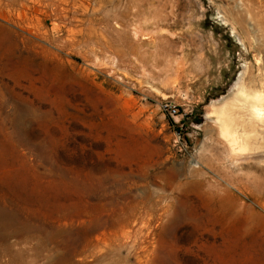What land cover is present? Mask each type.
<instances>
[{
  "label": "rangeland",
  "instance_id": "1",
  "mask_svg": "<svg viewBox=\"0 0 264 264\" xmlns=\"http://www.w3.org/2000/svg\"><path fill=\"white\" fill-rule=\"evenodd\" d=\"M239 85L264 0H0V264H264V149L214 112Z\"/></svg>",
  "mask_w": 264,
  "mask_h": 264
},
{
  "label": "bare ground",
  "instance_id": "2",
  "mask_svg": "<svg viewBox=\"0 0 264 264\" xmlns=\"http://www.w3.org/2000/svg\"><path fill=\"white\" fill-rule=\"evenodd\" d=\"M214 112L218 133L230 155L251 157L264 149V91L248 92L239 85L216 106ZM2 217L0 213V227Z\"/></svg>",
  "mask_w": 264,
  "mask_h": 264
},
{
  "label": "built area",
  "instance_id": "3",
  "mask_svg": "<svg viewBox=\"0 0 264 264\" xmlns=\"http://www.w3.org/2000/svg\"><path fill=\"white\" fill-rule=\"evenodd\" d=\"M167 110L171 111L172 113L176 112L177 109L169 104H165Z\"/></svg>",
  "mask_w": 264,
  "mask_h": 264
}]
</instances>
